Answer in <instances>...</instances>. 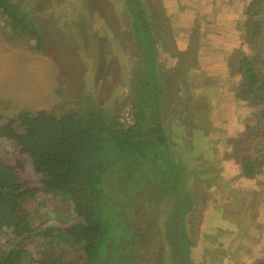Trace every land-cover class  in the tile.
Here are the masks:
<instances>
[{"label":"trees","instance_id":"16d2710c","mask_svg":"<svg viewBox=\"0 0 264 264\" xmlns=\"http://www.w3.org/2000/svg\"><path fill=\"white\" fill-rule=\"evenodd\" d=\"M83 1L68 4L83 11L81 25L89 19L97 23V11L89 12ZM54 2L61 6L64 0H0L5 49L15 50L18 42L27 40L32 52L52 48L51 54L62 59V70L49 77L52 83L43 89L49 91L41 102L56 99L52 107L8 113L10 102L0 97V143H5L0 146V264H145L154 253L157 228L162 236L164 232L177 239L171 242V264H188L198 243L188 238L189 224L183 221L194 204L187 193L185 165L174 146L180 130L172 134L169 126L176 104L171 79L176 81V75L169 61L160 71L164 44L156 35L147 3L123 0L121 25L106 19L98 29L83 27L81 35L89 46L98 35L110 53L80 50L87 70L94 69L89 73L94 85L91 82L82 91L81 86L71 90L73 83L64 78L66 57L60 54L58 32L53 41L46 36L55 24L58 30L76 24L58 14L51 16L48 8ZM246 14L252 52L235 50L231 68L254 107L239 147L243 176L254 177L264 168V0H253ZM68 33L67 38L81 39L78 33ZM121 43L129 52L120 48ZM2 53L0 45V69L5 64ZM122 63L129 69L124 83L128 92L117 87L121 78L115 67ZM6 65L11 75L16 73L21 68L19 53L11 54ZM21 89L29 97L33 93L40 97V91ZM116 96H124L129 107L121 105L114 114L108 104ZM48 197L65 208L52 207ZM201 238L208 251L200 264H214L216 255L208 239ZM225 260L229 263L228 257ZM254 264H264V255Z\"/></svg>","mask_w":264,"mask_h":264},{"label":"rangeland","instance_id":"374dc122","mask_svg":"<svg viewBox=\"0 0 264 264\" xmlns=\"http://www.w3.org/2000/svg\"><path fill=\"white\" fill-rule=\"evenodd\" d=\"M122 2L123 0H84L89 12L97 11L99 20L96 23L89 19L84 25L79 22L83 11L76 8L75 3L68 4V0H64L60 3L61 6L57 2L50 4L48 10L51 16L58 14L60 19L76 23L59 30L55 24L46 31L47 39L51 38L52 41L58 32L56 41L61 49L60 54L66 57L64 69L68 76L65 75L64 78L73 83L71 90L81 86L83 91L92 82V74L89 73L94 69L90 67L87 70L81 60L80 50L82 54H87L90 50L99 53L105 50L100 44L104 38L98 35L93 36L89 46L87 37L81 35L83 27L95 25L98 29L100 21L105 20L107 24L106 19L121 25L124 21ZM145 2L149 7L156 35L164 44L158 59L160 71L162 68L165 70V67L167 69L165 63L169 61L173 74L176 75V81L171 79L176 104L173 106L175 112L169 118V126L172 134L176 135L180 130L179 142L174 143V146L177 154H181L178 155L179 160L185 165L189 185L187 193L189 201L195 206L194 208L192 205L191 209L194 210L183 220L185 224H189L187 230L190 232H186L188 238L191 237L198 243L194 244L191 257L198 264L202 261L204 251H208L204 245L205 240L201 238L204 236L216 255L214 264H232L231 260L234 261L233 264H254L256 258L264 255V168L254 177L243 176L239 149L241 133L251 121L254 107L246 100L240 78L231 68L235 50L252 52L246 13L253 0ZM90 3L93 4L91 8L88 7ZM97 4L101 6L97 8ZM116 11L120 12L115 13ZM107 14L111 15V19ZM117 15H121L123 19ZM68 28L70 33L67 32ZM67 33H78L81 39L67 38ZM162 36L165 37L164 40L161 39ZM66 39L72 44L69 47ZM3 43V38H0L2 58L5 61L0 69V97L10 102L6 111L16 113L25 107L37 110L56 104L57 100L53 98L46 105L41 100L49 91L43 90L46 83H52L49 77L54 78L56 72L62 70L59 68L62 61L60 55L51 54L52 48L32 52L27 40L18 42L15 50L5 49ZM31 43L35 44V40ZM121 45V49L128 51L124 43ZM97 46L103 50L97 49ZM113 48L117 51L116 45ZM17 52L21 68L11 75L6 62L11 54ZM109 53L104 51V54ZM223 54L228 56L227 61ZM119 59L124 61L122 55ZM115 68L121 78L117 87L121 86L119 90L128 92V88L124 86L129 77L128 66L122 63L121 68L120 64ZM231 72H235L233 83H227L225 77H229ZM216 73H221L223 77L216 78ZM209 75L212 77L208 78ZM26 86L29 90L40 91V97L34 93L29 97L21 89ZM214 87L221 89L220 92L215 90L216 94L211 97L208 91L214 93ZM225 87L229 88L228 93ZM235 87L237 93L234 92ZM71 96L74 98V94L71 93ZM178 96L179 101L176 100ZM124 100V96H116L109 102L108 106H112L114 114L121 105L125 106L124 109L129 107ZM1 103L0 101V114L3 111ZM4 145L5 143H0V146ZM17 151L20 152V149ZM48 191H45V196H48ZM48 199L53 202L52 207L65 208L61 201H52L51 197ZM63 209L57 211L62 213ZM56 215L60 218L62 214ZM176 241L177 239L165 237L164 232L162 236L157 228L152 241L154 253L145 264H171V251L174 253L171 242ZM191 257L187 258L188 264H194ZM227 257L229 263L225 260Z\"/></svg>","mask_w":264,"mask_h":264},{"label":"crops","instance_id":"0c3cea01","mask_svg":"<svg viewBox=\"0 0 264 264\" xmlns=\"http://www.w3.org/2000/svg\"><path fill=\"white\" fill-rule=\"evenodd\" d=\"M223 56L226 57L225 60L227 61V60H228V56H227L226 54H223ZM220 74H221V73H216V76H215V77H216V78H219V76L223 77V75H220ZM233 75H234V73L231 72L230 75H229V77H228V76L225 77V81H226V79H227V83H228V81L231 82V83H233ZM205 77H206V76H205ZM207 77H208V78H211L212 76L209 75V76H207ZM227 83H226V84H227ZM234 86H235V85H234ZM225 88H226V91H227V93H228L229 88H228V87H225ZM220 89H221V88H220ZM220 89L217 90V88L214 87V88H213V90H214L213 92H214V93H211V92H209V91H208V93H210V94L212 95L211 97H214V95L216 94V93H215V90L218 91V92H220ZM234 92L237 93V89H236V87L234 88Z\"/></svg>","mask_w":264,"mask_h":264}]
</instances>
